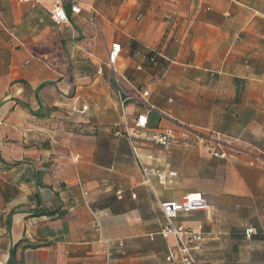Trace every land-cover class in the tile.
I'll list each match as a JSON object with an SVG mask.
<instances>
[{
	"label": "crops",
	"instance_id": "1",
	"mask_svg": "<svg viewBox=\"0 0 264 264\" xmlns=\"http://www.w3.org/2000/svg\"><path fill=\"white\" fill-rule=\"evenodd\" d=\"M0 0V264H182L159 231L162 203L193 194L209 211L181 216L212 239L204 264H256L264 256V0ZM73 6L81 9L74 13ZM95 20V22H93ZM158 52L142 65L132 43ZM129 92L132 121L184 124L203 137L170 148L139 143L147 177L125 136L109 65ZM139 67H142L139 69ZM227 154L226 159L213 156ZM252 230V234H248Z\"/></svg>",
	"mask_w": 264,
	"mask_h": 264
},
{
	"label": "built area",
	"instance_id": "2",
	"mask_svg": "<svg viewBox=\"0 0 264 264\" xmlns=\"http://www.w3.org/2000/svg\"><path fill=\"white\" fill-rule=\"evenodd\" d=\"M31 2L33 6L46 5L51 3V9H48L52 20L56 25L69 23V17L65 10L64 0H25ZM74 13L81 12V9L73 6ZM95 22V20L93 21ZM121 51L120 45H112L109 50V65L114 77V86L118 95L119 104L122 111V118L120 121L113 123L111 130L119 136H125L132 147L134 153L140 159L143 165V171L147 177L156 176L162 184L173 183V178L177 174L170 172L168 175L160 172L156 168L146 166L139 155V143H147L156 147L170 148L174 143H186L190 139L204 141L206 139L217 141L218 145L221 144L220 140L215 137H203L198 131L191 127L178 123L173 127L165 128L163 130H152L148 126V117L146 114L139 115L133 121L130 118L127 107L129 103L141 104L146 106L147 113L154 111V107L150 105L149 98L150 92L147 90L140 91L138 94L127 91L121 84L116 62ZM142 67H139L141 69ZM213 156L220 159H226L227 154L221 151H214ZM162 211L165 215L166 222L159 231V235L164 238L173 236L176 239V254L170 253L167 261H174L177 257L182 264H204L200 259V252L203 246L212 239V234L201 226L186 227L178 224L177 220L183 216L191 214L195 211H209L210 204L207 196L202 194H193L192 196L185 197L182 201H168L162 203ZM250 230L248 234H252Z\"/></svg>",
	"mask_w": 264,
	"mask_h": 264
},
{
	"label": "trees",
	"instance_id": "3",
	"mask_svg": "<svg viewBox=\"0 0 264 264\" xmlns=\"http://www.w3.org/2000/svg\"><path fill=\"white\" fill-rule=\"evenodd\" d=\"M132 53L134 56L144 59V63L142 65L161 67L164 63L162 58L158 55V52L149 50L137 44L136 42L132 43ZM17 246L15 247V249L17 248ZM15 249L12 251L10 264H16L15 263V253H16Z\"/></svg>",
	"mask_w": 264,
	"mask_h": 264
},
{
	"label": "rangeland",
	"instance_id": "4",
	"mask_svg": "<svg viewBox=\"0 0 264 264\" xmlns=\"http://www.w3.org/2000/svg\"><path fill=\"white\" fill-rule=\"evenodd\" d=\"M256 264H264V256L263 255H257L256 257Z\"/></svg>",
	"mask_w": 264,
	"mask_h": 264
},
{
	"label": "bare ground",
	"instance_id": "5",
	"mask_svg": "<svg viewBox=\"0 0 264 264\" xmlns=\"http://www.w3.org/2000/svg\"><path fill=\"white\" fill-rule=\"evenodd\" d=\"M190 196H192V195H190Z\"/></svg>",
	"mask_w": 264,
	"mask_h": 264
}]
</instances>
